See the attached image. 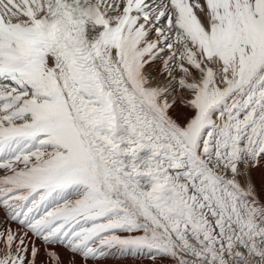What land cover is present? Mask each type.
<instances>
[{
  "label": "snow or ice",
  "instance_id": "obj_1",
  "mask_svg": "<svg viewBox=\"0 0 264 264\" xmlns=\"http://www.w3.org/2000/svg\"><path fill=\"white\" fill-rule=\"evenodd\" d=\"M264 264V0H0V264Z\"/></svg>",
  "mask_w": 264,
  "mask_h": 264
},
{
  "label": "bare ground",
  "instance_id": "obj_2",
  "mask_svg": "<svg viewBox=\"0 0 264 264\" xmlns=\"http://www.w3.org/2000/svg\"><path fill=\"white\" fill-rule=\"evenodd\" d=\"M108 264H150L148 260H143V261H117V260H110Z\"/></svg>",
  "mask_w": 264,
  "mask_h": 264
}]
</instances>
